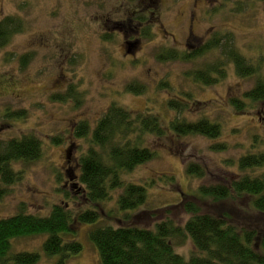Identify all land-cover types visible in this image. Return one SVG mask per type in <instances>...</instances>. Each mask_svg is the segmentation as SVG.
Listing matches in <instances>:
<instances>
[{
	"label": "rangeland",
	"instance_id": "rangeland-1",
	"mask_svg": "<svg viewBox=\"0 0 264 264\" xmlns=\"http://www.w3.org/2000/svg\"><path fill=\"white\" fill-rule=\"evenodd\" d=\"M153 1L0 0V21L10 16L22 21V31L0 48V140L33 134L41 142L39 159L15 166L18 181L8 186V194L0 200V220L17 214L21 207L45 217L64 201L62 191L78 184L80 158L89 146L86 139L75 136L76 127L81 122L94 127L116 103L133 115L158 117L166 132L164 137L146 138L154 159L123 175L125 184L144 186L148 195L137 211L126 212L132 223L152 229L155 223L171 219L182 226L190 217L187 205L193 204L216 217L230 216L228 221L240 228L264 230V216L250 207L248 199L213 202L202 199L200 192L203 186L237 181L239 159L264 151V103L253 104L244 97L264 78V0ZM152 5L157 14L156 19L151 17L153 39H142L129 50L126 41L134 36L133 30L117 32L114 22L127 9L148 13ZM218 32L232 33L239 51L259 67L257 75L242 79L229 69L222 82L207 87L185 75L221 59L218 53L190 63L156 59L160 48L190 50ZM135 81L146 86L143 94L126 91ZM161 81L168 82L172 91L159 90ZM70 87H75L77 98L62 101ZM182 93L191 94L200 104L182 114L169 110L167 99H178ZM232 101H243L245 109L238 111ZM17 112L25 118H15ZM185 116L218 123L220 136L178 138L168 125ZM216 144L227 149L212 150ZM191 163L205 175L189 177L186 166ZM122 194L123 189L112 191L110 200L100 203L97 225L117 226V216L122 219L117 207ZM93 227H77L74 240L83 250L67 264H100L88 240ZM46 239L44 235L14 240L13 252H34L40 255L38 264H56V258L44 255ZM175 247L186 258L196 251L190 240Z\"/></svg>",
	"mask_w": 264,
	"mask_h": 264
},
{
	"label": "trees",
	"instance_id": "trees-1",
	"mask_svg": "<svg viewBox=\"0 0 264 264\" xmlns=\"http://www.w3.org/2000/svg\"><path fill=\"white\" fill-rule=\"evenodd\" d=\"M153 3H157V0ZM146 13L137 14L127 9L122 13L123 18L114 22L117 32L131 34L133 30L134 36L126 41L129 50L142 39L154 37L151 17L157 18L155 6L152 5L147 13L148 18ZM21 31L22 21L19 18L10 16L1 20L0 48L9 44L12 37ZM137 32L139 34L136 36ZM160 50L156 53V59L162 63H190L209 53H218L221 59L199 70H190L185 75L207 87L222 82L228 76L229 69H233L242 79L259 73V67L236 47L231 32L214 33L190 50ZM158 89L172 91L165 81L159 82ZM126 91L141 95L146 91V86L135 81L128 84ZM63 97L62 101L76 99L75 87H70ZM244 97L253 104H263L264 78H259ZM232 103L238 111L245 109L243 101ZM165 104L169 110L182 114L191 111L200 102L191 94L182 93L178 99H167ZM15 118L22 120L25 116L17 112ZM168 127L178 138L202 136L212 140L221 134L219 124L208 118L192 121L186 116L176 117ZM165 133L158 117L133 115L116 103L107 109L94 127L90 128L87 122L79 123L75 136L86 139L89 146L80 158L78 184L68 192L62 191L64 201L54 205L48 216L27 213L21 207L17 214L0 220V264H38L39 254L13 252L12 242L44 235L47 236L42 247L44 255L56 258V264H67L83 250L81 243L74 238L77 227L85 224L94 226L88 233V240L97 250L100 264H264V230L240 228L228 221L230 216L216 217L202 212L193 204L187 205L186 212L190 217L182 226L171 219L155 223L152 229L132 223L133 217L126 212L137 211L145 204L148 195L144 186L125 184L123 175L154 159L155 151L146 146V138L164 137ZM40 147V140L33 134L0 140V200L8 194V186L18 181L19 172L15 166L39 159ZM211 149L220 151L227 147L216 144ZM237 166V181L229 186H203L200 189L202 199L226 202L246 198L250 207L264 216V173L260 172L264 170V151L240 158ZM247 171L252 174H247ZM186 174L195 178L205 175L204 170L195 163L186 166ZM118 189H123L117 202L122 219L117 216V226L97 225L102 215L100 203L110 200L111 192ZM69 238L73 240L68 241ZM184 240H190L196 250L188 258L176 252L175 246Z\"/></svg>",
	"mask_w": 264,
	"mask_h": 264
},
{
	"label": "bare ground",
	"instance_id": "bare-ground-1",
	"mask_svg": "<svg viewBox=\"0 0 264 264\" xmlns=\"http://www.w3.org/2000/svg\"><path fill=\"white\" fill-rule=\"evenodd\" d=\"M247 174L251 175V174H252V172H250V171H247Z\"/></svg>",
	"mask_w": 264,
	"mask_h": 264
}]
</instances>
